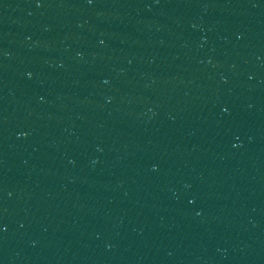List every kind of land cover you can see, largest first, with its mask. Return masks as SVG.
Listing matches in <instances>:
<instances>
[{"label":"water","instance_id":"obj_1","mask_svg":"<svg viewBox=\"0 0 264 264\" xmlns=\"http://www.w3.org/2000/svg\"><path fill=\"white\" fill-rule=\"evenodd\" d=\"M0 264H264V0H0Z\"/></svg>","mask_w":264,"mask_h":264}]
</instances>
